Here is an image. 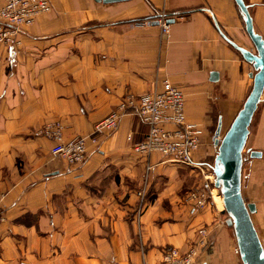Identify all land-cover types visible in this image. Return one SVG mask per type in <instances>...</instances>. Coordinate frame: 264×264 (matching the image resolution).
Here are the masks:
<instances>
[{"label": "crops", "instance_id": "crops-1", "mask_svg": "<svg viewBox=\"0 0 264 264\" xmlns=\"http://www.w3.org/2000/svg\"><path fill=\"white\" fill-rule=\"evenodd\" d=\"M243 3L264 42V0ZM161 18L173 19L166 34ZM19 39L0 45V264H155L168 249L186 251L201 228L205 244L193 264H243L224 207L186 201L187 167L132 151L147 130L135 113L88 142L79 166L53 156L52 141L37 133L59 120L67 137L87 135L124 95L168 80L184 92L187 119L204 130L194 155L201 164L218 118L221 130L228 126L256 72L235 48L256 54L237 1L53 0ZM249 129V150L261 156L242 165L241 192L255 204L264 247V91Z\"/></svg>", "mask_w": 264, "mask_h": 264}, {"label": "built area", "instance_id": "built-area-1", "mask_svg": "<svg viewBox=\"0 0 264 264\" xmlns=\"http://www.w3.org/2000/svg\"><path fill=\"white\" fill-rule=\"evenodd\" d=\"M52 5L53 0H0V45H20V29L32 25L38 15L50 12ZM158 21L162 33L166 34L169 23L164 18ZM128 112L138 115L147 129L144 137L132 144L135 154L148 157L158 153L170 161L199 168L194 155L200 147L204 130L201 125L187 119L184 92L168 80H164L158 90L138 96L132 93L124 95L115 109L96 122L87 135L67 137L59 120L47 122L37 133L52 141L50 151L53 156L79 166L87 159L88 142L96 144L99 136L114 131L121 117ZM131 138L132 135L128 134L127 140ZM148 170L147 165L145 172ZM146 177L147 173L144 180ZM137 194L142 200L143 191ZM208 195L203 189L195 188L186 194V201L194 209H202L207 206ZM4 198L5 193L0 190V223L6 221ZM206 233L205 228L199 229L197 240L186 251L168 249L155 264H193L199 248L205 244ZM20 264L28 263L20 261Z\"/></svg>", "mask_w": 264, "mask_h": 264}, {"label": "water", "instance_id": "water-1", "mask_svg": "<svg viewBox=\"0 0 264 264\" xmlns=\"http://www.w3.org/2000/svg\"><path fill=\"white\" fill-rule=\"evenodd\" d=\"M115 2L120 0H96ZM244 15L245 29L252 40L256 54L235 46L243 58L253 64L256 72L252 75L253 85L242 107L229 123L221 136V117L218 118L214 132V147L217 154L214 159V187L219 190L223 206L227 212L225 223L233 228L238 252L243 264H264V247L255 229L251 215L255 204L247 202L241 192V172L243 151L250 132L253 115L264 91V42L253 30L252 20L243 3L236 0ZM173 19L166 22L171 23ZM154 24H157L155 21ZM250 157L257 158L261 152L250 150Z\"/></svg>", "mask_w": 264, "mask_h": 264}, {"label": "rangeland", "instance_id": "rangeland-1", "mask_svg": "<svg viewBox=\"0 0 264 264\" xmlns=\"http://www.w3.org/2000/svg\"><path fill=\"white\" fill-rule=\"evenodd\" d=\"M227 127L228 126H226L225 128H223L221 130V132H220L221 136L223 135V133L225 132V130L227 129ZM98 140H99V138H98ZM128 141L130 142V140H128ZM137 141H139V140H137ZM132 144H131V147H132ZM249 147H250L249 141H247L246 146H245L244 151H243V165L246 162V160H248L250 158V155H249V152H250ZM216 154H217V148L214 147L212 149V151L208 155H206V157L203 159V161L198 159L200 161V163H201L200 164L201 166L199 165V168H191V167L185 165L187 167V170L191 172V175L188 176L187 179L185 180V187L186 188H185V192L184 193L187 194L189 191H191V190H193L195 188L203 189L206 193L209 194L208 195V201H207L208 203H207V206L209 204H211V206H214L215 207L216 206L215 200H216V202L218 203L219 207H222L223 206V203L222 202L220 203V201L215 198L216 197V194H214V193H217V196L219 194V197H220V193H219V190L214 187V185H213L214 184V180L212 179L213 176H214V175H212V173H213L214 159H215ZM87 156H88V154H87ZM139 156H141V155H139ZM73 166H75V165H73ZM144 177H145V174H144ZM138 192H140V191H137V193ZM137 197L139 199L141 198L138 194H137ZM140 201H141V204L144 203L143 202V199L142 200L140 199Z\"/></svg>", "mask_w": 264, "mask_h": 264}, {"label": "bare ground", "instance_id": "bare-ground-1", "mask_svg": "<svg viewBox=\"0 0 264 264\" xmlns=\"http://www.w3.org/2000/svg\"><path fill=\"white\" fill-rule=\"evenodd\" d=\"M168 29H169V26H168ZM213 180H214V176H213V178H212ZM221 197V196H220ZM222 199V198H221ZM224 210H225V208H224ZM226 211V210H225ZM227 213V212H226Z\"/></svg>", "mask_w": 264, "mask_h": 264}]
</instances>
